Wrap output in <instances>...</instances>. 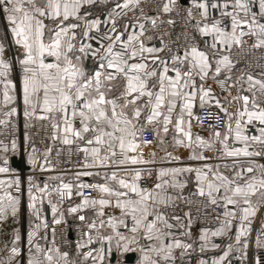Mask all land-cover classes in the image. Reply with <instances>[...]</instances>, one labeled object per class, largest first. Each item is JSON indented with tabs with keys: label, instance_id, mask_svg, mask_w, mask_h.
<instances>
[{
	"label": "snow or ice",
	"instance_id": "1",
	"mask_svg": "<svg viewBox=\"0 0 264 264\" xmlns=\"http://www.w3.org/2000/svg\"><path fill=\"white\" fill-rule=\"evenodd\" d=\"M99 4L103 19L97 0H0V221L19 215L25 191L29 214L26 235L0 242V264H264V214L253 226L264 163L234 160L228 174L211 163L217 151L264 158V0H153L151 15L142 0ZM197 105L220 122L207 137L193 132ZM170 128L203 163L162 166L181 161L161 147ZM62 162L72 180L41 181ZM192 173L202 200L184 193ZM193 204L222 209L215 226Z\"/></svg>",
	"mask_w": 264,
	"mask_h": 264
},
{
	"label": "built area",
	"instance_id": "2",
	"mask_svg": "<svg viewBox=\"0 0 264 264\" xmlns=\"http://www.w3.org/2000/svg\"><path fill=\"white\" fill-rule=\"evenodd\" d=\"M142 5L144 7V10L147 14L151 15L152 14V7L154 6L153 5V0H142ZM131 11V6H129V12ZM104 10L101 12L103 13ZM137 14H139L137 12ZM101 15V19H103V15ZM103 27V26H102ZM148 27V25H146V28ZM131 30V29H130ZM173 35L171 36V39L175 40L176 39V35L175 33H178L180 31V26L179 24L177 25L176 28H174L173 30ZM150 43H155L157 46H159V42L154 40ZM264 51V50H262ZM259 54V52H257V55ZM241 57H244V58H252L253 60L255 59L254 57H252V54L251 53H241ZM241 63H243V60H241ZM239 66V65H238ZM254 67V65H253ZM256 71H259V69H255ZM208 111H212L213 113H215L216 109L213 107V108H209ZM197 114L201 115V116H204V120L197 124V127L198 129L201 131L202 133V136L204 137H207L205 135V133L208 134V125L209 124H212L214 127L215 126H219V121H216L214 116L213 118L210 120L207 115H206V112L204 110H201L198 108L197 110ZM222 115V114H221ZM22 122H23V119H22V116L20 118V122H19V127H18V138H19V143H20V151H19V156L22 158L23 155H24V149H23V137H22ZM249 134H252V130L250 129L249 130ZM43 135V130H41L40 132V136ZM147 138H151V134L149 133ZM39 146V145H38ZM57 147H61L60 145H56ZM63 148H67L68 146H62ZM74 147V146H73ZM217 148H219V146L217 145L216 146ZM205 155H213L212 152L208 151V150H205ZM215 155L217 157H220L219 159H216V160H213L211 161V163L213 164H217V163H225V162H230L233 160V158H228V157H224V156H221L220 152L217 151L215 153ZM68 156H67V153L62 151V154L60 156V160L63 161L65 159H67ZM242 159H255L257 161V163H264V158H259V157H252V158H249V157H240ZM52 159H53V162H55L56 160V154H55V151H53L52 153ZM72 159L75 160L76 159V155L75 153L73 152V155H72ZM188 159V158H187ZM190 161H195V160H190ZM198 162H202V161H198ZM157 166H160V165H157ZM76 169L74 167H70L68 164H65V163H60L59 165H57V168L56 170L53 172V173H46V174H43L41 175V179L43 180L45 178L46 175H55L59 172H65V173H68V175H65V176H68L70 177V180H72V176L70 175V173L74 172ZM25 171V174H27V169H24ZM9 175H11V173H9ZM84 179L85 181H92L90 179H88L87 177L85 178H82ZM53 186H55L56 184H58V181H52L50 182ZM85 191H88V190H85ZM194 192H195V189H192L190 192H189V198L193 199V201H196V200H202L203 198H200V197H197L194 195ZM92 195H96V193H92ZM55 200V197L53 198ZM72 202H77L76 201V198L73 197L72 198ZM27 195H26V191H25V195L23 197V203H22V207L24 208L25 210V213L27 216H29L28 214V211H27ZM69 206V201L66 200L64 205H63V208L65 210V213H66V209L67 207ZM200 207L201 208V214L203 215L204 213H208L207 216L204 217L203 219V226H207V227H212L216 224V221L213 219V217L222 211V209L220 208H216V206H212V205H209L207 208H204L203 205H196V204H193L191 206V209L193 211V214H195V208L196 207ZM44 208H45V214L47 216V219L49 220V222L51 221V213H50V210L48 208V205L47 203H45L44 205ZM213 209H215V211H213ZM67 214V213H66ZM261 214H264V207H262L259 211V213L257 214V217L253 223V226L254 227H258V224H259V220H260V215ZM79 221H77L76 219L72 220V221H67V227L65 229L66 231V235L68 237L69 240H72V241H75V239L77 238V229H76V224H78ZM199 222L197 223L196 227H199ZM65 226L62 224V225H58L57 228H58V237H59V229L60 228H64ZM49 239H51V234L49 233ZM216 242L219 243L220 242V238H217L216 239ZM87 250V249H85ZM208 258V257H207ZM209 259V258H208ZM134 264V263H133Z\"/></svg>",
	"mask_w": 264,
	"mask_h": 264
},
{
	"label": "crops",
	"instance_id": "3",
	"mask_svg": "<svg viewBox=\"0 0 264 264\" xmlns=\"http://www.w3.org/2000/svg\"><path fill=\"white\" fill-rule=\"evenodd\" d=\"M110 2H111V0H109V3ZM97 5L98 6H97L96 11H97V14L100 15L102 12V11L100 12V10L103 8V6H106V4H99V0H97ZM89 62H90V60H89ZM209 83H212V82L209 81ZM212 86H213V88H216L215 84H212ZM198 108L199 107L197 105V107L195 108L196 113H197ZM193 132L199 133L202 135V133L198 129L195 121L193 122ZM174 135H177V134H175L174 130L172 128H170L169 134L166 135V137H165V144L162 145L161 147L164 148L166 151L171 152L173 154H179L181 156V161L180 162H173V163H167L166 162L162 166H177V163H179V164L187 163V164H194V165H199V164L203 163V162H198L197 160L190 161V159H187L189 156L190 150L185 149L183 147L174 146L173 139H172ZM205 135L207 136L208 134L205 133ZM229 145L232 147H241L242 146L239 143L233 144L231 141H229ZM155 150H157L158 157L163 156V154H164L163 151H160L159 149H155ZM147 154H148V149L146 148L145 149V156H147ZM15 155L19 156V153L15 154ZM240 157H243V156L228 157V158H233V160L230 162L217 163V164H219L221 171H223L225 174H228L232 171V163L234 160L237 161L238 163H241V164H245L246 161L249 160V159H242ZM225 165H227L228 167L226 168ZM187 175L190 177V180L184 189V193L187 196H189V192L192 189H195V178H194V173L187 174ZM88 179L93 180V178H88ZM64 180H65V182H68V181H70V177L64 176ZM41 181H43V180L41 179ZM260 209H259V211H260ZM259 211H258V213H259ZM74 219H75L74 215H67L66 214V220L67 221H72ZM255 219H254V221H255ZM28 220H29V216L26 215L24 208L21 206L20 213L15 219L9 214V216L6 220L0 221V242H3L4 240L8 239L11 236L13 228H15V227H20L22 234L26 235V231L28 228ZM196 228L198 229V227H196ZM208 258L209 259L211 258V253L209 254ZM134 260H135V258H134ZM133 263H134V261H133Z\"/></svg>",
	"mask_w": 264,
	"mask_h": 264
},
{
	"label": "water",
	"instance_id": "4",
	"mask_svg": "<svg viewBox=\"0 0 264 264\" xmlns=\"http://www.w3.org/2000/svg\"><path fill=\"white\" fill-rule=\"evenodd\" d=\"M10 164L13 166V167H17V168H21L23 167V164H22V158L20 156H17V155H13L10 157ZM26 169V168H24ZM134 254L132 255V262L134 261Z\"/></svg>",
	"mask_w": 264,
	"mask_h": 264
},
{
	"label": "rangeland",
	"instance_id": "5",
	"mask_svg": "<svg viewBox=\"0 0 264 264\" xmlns=\"http://www.w3.org/2000/svg\"><path fill=\"white\" fill-rule=\"evenodd\" d=\"M4 21H2V20H0V31H2V29H3V25H4ZM23 122H22V137H23Z\"/></svg>",
	"mask_w": 264,
	"mask_h": 264
},
{
	"label": "trees",
	"instance_id": "6",
	"mask_svg": "<svg viewBox=\"0 0 264 264\" xmlns=\"http://www.w3.org/2000/svg\"><path fill=\"white\" fill-rule=\"evenodd\" d=\"M108 6L109 5L103 6V8L100 10V12L103 11V10H105Z\"/></svg>",
	"mask_w": 264,
	"mask_h": 264
}]
</instances>
